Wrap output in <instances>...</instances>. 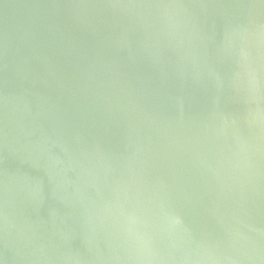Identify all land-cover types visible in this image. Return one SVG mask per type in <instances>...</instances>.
<instances>
[{"label": "water", "instance_id": "obj_1", "mask_svg": "<svg viewBox=\"0 0 264 264\" xmlns=\"http://www.w3.org/2000/svg\"><path fill=\"white\" fill-rule=\"evenodd\" d=\"M0 264H264V0H0Z\"/></svg>", "mask_w": 264, "mask_h": 264}]
</instances>
